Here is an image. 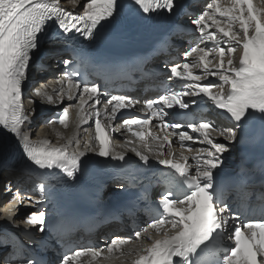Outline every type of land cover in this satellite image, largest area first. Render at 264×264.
Instances as JSON below:
<instances>
[{
	"label": "snow or ice",
	"instance_id": "6c2138e0",
	"mask_svg": "<svg viewBox=\"0 0 264 264\" xmlns=\"http://www.w3.org/2000/svg\"><path fill=\"white\" fill-rule=\"evenodd\" d=\"M71 2L76 5L80 0ZM175 7V0H84L82 11L74 14L61 5V0H0V127L21 141L20 146L26 157L38 168L59 169L75 180L82 167L81 157L85 154L79 150V142H76L75 148L72 140L63 145H53L49 140L33 142L29 139L27 129H24L32 113L25 108L24 101L29 97L25 96L23 86L41 42L55 38L52 29L64 36L78 33L92 39L101 36L108 26L116 25L123 19L151 18L150 14H159L161 11L172 13ZM192 23L200 35L184 51L185 62L165 65L171 73L168 79L176 78L180 90L166 89L162 95L146 100V108L151 115L145 119L129 118L123 123L129 126V131H133L132 125L146 129L156 119L161 130L170 129L165 131L163 137H154L159 141V146H170L171 137L177 136L183 148L185 141L195 138L188 131H177L185 125L177 120H167L165 109L177 106L187 109L197 101H185L183 97L201 96L224 110L233 122V127L218 130L213 128L211 121H185L187 128L199 133L203 138L201 142H206L210 147L198 149L192 157L195 162L194 174L186 156L181 161H158L172 171L167 174L170 179L148 226L160 232L165 225H170L174 231H166L161 238L153 240L135 264H264V203L258 208L261 215L250 218L249 213L256 212L257 207L246 200L230 203L226 199L219 173L214 177V171L222 165L221 157L227 148L225 144L215 142L210 134V130L218 131V135L233 140L235 129L244 123L254 119L264 121V0L259 6L254 5L253 0H231L226 7L221 6L220 0H210ZM236 24L238 30L234 28ZM213 28L215 31L211 30ZM205 42H211V47L200 46ZM237 49L242 50L238 66L234 65L231 56L225 62L226 53H235ZM72 52V59L59 61L65 65L68 99H76L74 93L79 91L80 104L87 102V94V100H93L94 107L101 102V87L96 83L90 84L80 73L77 66L80 57L75 49ZM190 57L193 58L191 63L187 62ZM194 67L201 68L203 75L195 74L192 71ZM207 76L218 77L219 83L212 80L201 83ZM225 85L229 86L227 94L223 91ZM213 88H220V92L214 93ZM48 100L51 102V97ZM131 104L130 97L112 95L104 106L103 114L107 116V106L112 105L114 119L118 110ZM95 117L98 155L124 160L123 154L114 153L110 147V136L101 121L99 109L95 110ZM68 118V108H64L48 123L58 122L66 127ZM89 118L82 116V122L87 123ZM133 135L145 140L144 131H133ZM85 151L97 149L86 144ZM136 154L143 164L149 163L146 155L138 151ZM45 219L43 211L30 213L26 217L27 222L40 225V232H44L47 227ZM142 231L147 232V228ZM140 235V231L135 233L136 238ZM123 243H127V239H112L107 247L108 252L119 249ZM82 251L66 254L60 264H72ZM87 251L93 256L101 255L91 248ZM24 264L42 262L27 259Z\"/></svg>",
	"mask_w": 264,
	"mask_h": 264
},
{
	"label": "bare ground",
	"instance_id": "6f19581e",
	"mask_svg": "<svg viewBox=\"0 0 264 264\" xmlns=\"http://www.w3.org/2000/svg\"><path fill=\"white\" fill-rule=\"evenodd\" d=\"M84 0H80L81 4ZM62 4H65L70 7L77 6L79 4L74 5L71 0H61ZM51 59L48 58V62ZM57 65V64H56ZM55 70L59 68L55 67ZM31 74V73H30ZM36 76H44L43 80L35 82L34 88L27 95L29 97L25 102V108L32 114L28 118V122L24 126V129H27L29 139L33 142H38L42 140H49L53 145H63L67 143L69 140H72L73 148H75V144L78 141L80 145V151H85V145L90 144L91 147L94 148V142L88 137L86 140H82L81 137L86 135L89 132V127H79L78 125L69 124L62 129H57L53 126H40L37 128V122L39 117L37 116V112L41 111V116L46 115L48 113L54 112V109L58 108L61 104L69 103L73 109L76 107L78 101L76 99L69 100L66 94V90L62 88V80L58 75V71H51L47 74L37 73ZM36 78L34 77L32 81L34 82ZM61 91H63V98H61ZM48 97H51V102L48 100ZM35 101V103H33ZM42 119V117H41ZM41 120L38 122V124ZM22 129V130H24ZM220 138H226L225 136H220ZM232 140L226 139L225 146L227 151L232 154L233 147L230 145ZM21 141L12 133H8V138L2 137L0 132V221L1 222H9V217L18 211H22L26 205L24 203L21 204V207H17L14 204L12 207H6V185L16 184L18 187H25L27 183V179L25 177H20L18 174L9 171L6 169L8 163L14 159V156L17 152H23L21 148ZM123 152H119L120 154L132 153L135 151L122 148ZM88 153H93V151H88ZM20 157V155H19ZM5 181V182H4ZM111 189V188H110ZM110 190L107 192L109 193ZM110 194V193H109ZM18 223L16 221L12 222V228L16 229ZM117 229L119 231V227L116 225H110L103 227L101 231H103L106 236L109 231ZM123 233H120L118 237H123ZM149 238L151 237L149 234H145ZM154 236V235H153ZM117 237V236H116ZM115 238V237H114ZM150 242V240H148ZM145 248L140 243H133L131 245H127L124 247L125 253L123 255L107 257L109 254L107 248H100V251L106 255L105 259L102 260L103 263L106 261L111 262L112 264H135L136 258H138L141 254H143ZM5 252L1 253V259L5 256Z\"/></svg>",
	"mask_w": 264,
	"mask_h": 264
},
{
	"label": "rangeland",
	"instance_id": "374dc122",
	"mask_svg": "<svg viewBox=\"0 0 264 264\" xmlns=\"http://www.w3.org/2000/svg\"><path fill=\"white\" fill-rule=\"evenodd\" d=\"M37 116L39 117V120H38V122H39L40 119H41V111L37 112ZM38 122H37V126H38ZM38 128H39V127H38ZM1 173H2V172H1ZM1 173H0V175H2ZM4 182H5V181H4Z\"/></svg>",
	"mask_w": 264,
	"mask_h": 264
}]
</instances>
